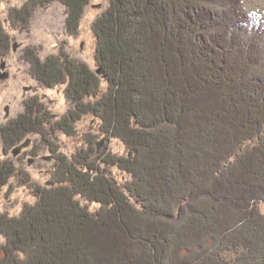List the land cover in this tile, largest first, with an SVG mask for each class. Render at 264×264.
<instances>
[{"label": "trees", "instance_id": "1", "mask_svg": "<svg viewBox=\"0 0 264 264\" xmlns=\"http://www.w3.org/2000/svg\"><path fill=\"white\" fill-rule=\"evenodd\" d=\"M51 1L66 6L77 34L90 0H26L8 20L25 22ZM241 8L240 0H109L93 23L102 79L63 49L44 59L23 50L32 78L64 85L71 107L51 124L33 96L0 125V194L23 178L5 152L28 135L53 145L51 132L75 134L82 114L125 152L49 147L34 200L17 215L0 212V264H264V19ZM236 32L250 40L231 43ZM9 50L0 20V55ZM230 207L232 223L220 214Z\"/></svg>", "mask_w": 264, "mask_h": 264}, {"label": "rangeland", "instance_id": "2", "mask_svg": "<svg viewBox=\"0 0 264 264\" xmlns=\"http://www.w3.org/2000/svg\"><path fill=\"white\" fill-rule=\"evenodd\" d=\"M25 1L0 0V20L9 35L10 46L7 55H0V65L2 61L5 63V70L1 69V71L8 74L7 77L0 79V125L22 112L23 102L33 96H38L39 101L45 103L46 112L51 120L50 123L55 124L56 121L66 115L71 107V103L67 101L63 92L64 85H58L54 88L41 86L29 74V66L23 60L22 52L25 48L33 47L39 52L40 58L44 59L47 55L57 53L63 49L73 55L76 60L85 62L88 68L102 79L103 71L95 60L96 39L93 33V23L107 9L109 0H90L88 2L84 8L82 19L79 21L77 34L70 32L66 23V6L58 1H51L45 6L36 7L32 16L25 19V22L13 25L8 20L9 9L21 7ZM240 1L241 9L244 12L258 14L261 19H264V0ZM213 38L217 40L216 36H213ZM242 40L248 41L250 37H242L241 34L236 32L230 42L239 43ZM249 63L252 66L254 61L250 60ZM97 70L100 72L98 73ZM242 79L240 83L244 86L246 85V78ZM101 87V92L106 90L107 93V83L105 81L102 82ZM98 94H93L91 99H96ZM233 107L227 113L232 114L237 109ZM104 108L106 109V107ZM80 118L75 124V134L68 136L62 131H52L47 139L55 141L53 145L49 141H43L39 137L28 135L20 143L5 152L3 156L13 159L17 167L23 171V178L18 179L15 183H10L9 187H6L5 191L0 194V212L6 211L17 215L25 202L34 200L31 186L39 183L44 185L48 179L47 171L51 168L52 162L49 147L55 149V146L58 145L60 147L59 151L67 155L79 151L87 155L91 153L89 151L91 148L94 155L109 151L117 155L125 152L124 145L119 138L105 136L99 131V122L93 114L85 113ZM171 126L174 127L173 124ZM195 143L197 144V141ZM30 150H33L35 155L29 153ZM117 175L121 179H124V177L128 179V176L122 172H118ZM207 183L208 188L211 184L209 178ZM231 208L233 207L220 213L221 217L230 223L235 220V214ZM258 212L264 215V203L260 204L257 209ZM263 225L264 222L260 223V226ZM243 230L246 232L244 227ZM263 233L264 230L260 229V244L264 240ZM228 238L226 236V239ZM221 243L226 244L222 238ZM261 251L264 253V244L260 245V253Z\"/></svg>", "mask_w": 264, "mask_h": 264}, {"label": "water", "instance_id": "3", "mask_svg": "<svg viewBox=\"0 0 264 264\" xmlns=\"http://www.w3.org/2000/svg\"><path fill=\"white\" fill-rule=\"evenodd\" d=\"M4 68H5V63H4V61H2L1 65H0V79L8 76V74L6 72H1V69L4 70ZM97 72L99 73L100 71L97 70Z\"/></svg>", "mask_w": 264, "mask_h": 264}, {"label": "flooded vegetation", "instance_id": "4", "mask_svg": "<svg viewBox=\"0 0 264 264\" xmlns=\"http://www.w3.org/2000/svg\"><path fill=\"white\" fill-rule=\"evenodd\" d=\"M4 70H5V68H4ZM1 72H3V71H1Z\"/></svg>", "mask_w": 264, "mask_h": 264}]
</instances>
